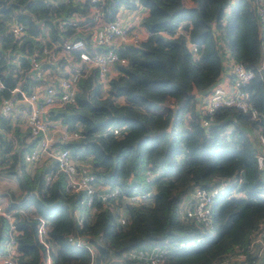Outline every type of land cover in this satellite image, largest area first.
<instances>
[{
	"label": "trees",
	"instance_id": "16d2710c",
	"mask_svg": "<svg viewBox=\"0 0 264 264\" xmlns=\"http://www.w3.org/2000/svg\"><path fill=\"white\" fill-rule=\"evenodd\" d=\"M5 1L13 5L0 10V102L15 96L14 88L28 91L38 82L28 59L35 50H60L62 41L72 36L88 40L87 33L75 28L60 30L59 19L89 14L97 6L110 21L120 8L144 7L140 22L148 31L140 44L117 48L127 60L116 64L117 75L105 84L94 72L81 77L75 102L49 111L50 118L80 132V137L60 143L78 161L76 166L88 160L97 191L116 193L104 201L96 191L93 211L86 192L67 189L53 160L30 172L24 155L37 140L30 131L11 165L0 168V180L14 179L18 185L0 193V203L13 210L20 231L17 263L44 264L45 248L36 232L43 218L49 264H151L129 253L144 254L154 246L170 248L159 264H218L228 258L234 264L237 252L244 264H254L251 246L264 228V169L255 163L256 141L250 135L264 136V68L244 85L255 118L234 106H220L204 116L207 124L202 125L194 94L216 82L223 59L256 68L264 57V0H105L96 5L87 0ZM12 22L21 24V35H12ZM187 43L195 45L193 53ZM0 124L3 154L9 116ZM47 173L55 176L45 183ZM222 182L211 204V229L178 218L179 204L193 186ZM17 188L29 193L17 194ZM134 194L147 197L135 203L129 200ZM70 236L83 243L75 245ZM7 239V220L0 216V252ZM190 240L189 246H177Z\"/></svg>",
	"mask_w": 264,
	"mask_h": 264
},
{
	"label": "built area",
	"instance_id": "2783aa9c",
	"mask_svg": "<svg viewBox=\"0 0 264 264\" xmlns=\"http://www.w3.org/2000/svg\"><path fill=\"white\" fill-rule=\"evenodd\" d=\"M78 1L82 2L84 0ZM87 1L95 5L105 2V0ZM125 9L120 8L110 21L104 19L101 10L97 6L91 7V15L88 17L89 19L86 23H84L85 19H79L77 16L66 20H57L60 30L75 28L76 31L87 33L89 36L88 40L86 41L83 37L72 36L62 41L60 50H55L56 47H44L41 52L35 50L28 59L30 71L38 79V82L28 91L19 87L14 88L13 92L15 96L4 98L0 102V121L2 117H8L11 114L15 104L19 101L29 108L28 129L31 136L37 137V140L31 151L24 155L26 164L31 165L38 161L42 154L52 157L57 171H61L66 177L67 189L72 192H86V204L93 211L96 210V207L93 205V194L97 191V187L92 184L93 174L84 163L78 168L76 166L78 161H75L70 151L60 146V143L80 137V132L79 130L69 129L58 119L50 118L49 111L59 108L64 104L75 102L78 80L81 77L94 72L97 74L99 81L105 84L106 82L103 83V81L108 80L109 67L113 64H125L127 62L126 58L118 55L117 48L121 45H138L147 38L148 31H146V37H143L135 25L131 26L125 23L122 16V12ZM259 10L261 11V8ZM131 11L132 16H136L141 20L143 15L140 16L141 12L138 8L131 9ZM23 31L21 24L17 22L10 24L12 35L19 36ZM187 46L192 53L195 51L193 43H187ZM67 51H75L78 55H67ZM63 56L66 59L59 60ZM222 64L223 66L216 82L203 94L199 92H195L194 94L197 99L195 108L200 115L199 120L202 125L207 124V119L204 116H209L220 106H234L242 112H249L252 118L257 116L255 108L248 101V92L244 90V85L254 77L255 71L264 68V57L259 61L255 69L246 68L231 58L223 59ZM51 65L54 68H60L55 69L54 76L44 79L45 69H49ZM222 75L229 82V86L218 82V78ZM41 83L44 84L41 85ZM50 130H56L59 134L60 138L58 141L49 133ZM112 132L118 133V127H113ZM254 137L257 148L254 154L255 163L257 167L264 169V136L261 133H256ZM54 176L49 173L45 174V183L52 181ZM222 187L223 182L211 187L193 186L188 196L179 204L177 210L178 218L182 221H190L200 229H211L212 200L215 193ZM114 193H116V189L111 192H103L101 189L97 191V194L104 201ZM145 197H147L146 194H134L129 196V200L140 203V200ZM0 216H3L8 224V239L5 243L4 251L0 252V264H18L15 257L18 253L16 249V235L20 231L15 224L13 210H8L0 204ZM77 221L80 223L82 220L80 217H77ZM120 221L124 223V218H121ZM36 230L37 236L45 248L44 264H49V245L46 242L47 229L43 218H39ZM68 239L75 245L83 243L80 238H72L70 236ZM191 243H193L192 240L181 241L177 246L186 247L191 245ZM86 246L92 255L94 252L93 247L90 244ZM261 246H264V241H261ZM169 251V247L154 246L149 252H145L144 254H137L133 250L129 254L131 257L145 258L151 264H159L168 256ZM237 256L243 257L241 253L237 254ZM218 264H230V258Z\"/></svg>",
	"mask_w": 264,
	"mask_h": 264
},
{
	"label": "crops",
	"instance_id": "0c3cea01",
	"mask_svg": "<svg viewBox=\"0 0 264 264\" xmlns=\"http://www.w3.org/2000/svg\"><path fill=\"white\" fill-rule=\"evenodd\" d=\"M138 10L141 12L140 16H142V15L144 16L147 12L146 8H138ZM132 11H131V9H125L122 12V16L124 18L125 23L127 25H131V26L135 25V27L139 30V32L143 35V37H146V35H147L146 31L147 30L141 25V23H140L141 20H139L136 16L135 17L132 16L133 15ZM73 15L77 16L79 19L84 20V19L88 18L91 15V13L88 14V13H84V12H76ZM64 59H66V57ZM56 68H60V67L54 68V66L51 65L49 69L46 68L45 69V76L43 78L44 79L45 78H51L52 76H54L55 75L54 72L56 71L55 70ZM52 73H54V74L52 75ZM117 73H118L117 67L115 64H113L109 67L107 78L109 79L110 77L117 75ZM218 82L222 83L226 86H229V82L226 81V78L224 75H222L218 78ZM42 84H44V83H41V85ZM33 87H34V85L31 87V89ZM28 111H29L28 106L24 105L22 102L19 101L15 104V107L12 109V112L9 115L10 129L8 131H5V132L3 131L5 133V137L7 140V146L5 147L4 151L2 152L3 154H0V161H3L2 162L3 165H8V166L11 165V163L13 161L14 153L20 148V146H22V145L24 146V143L27 144L29 141V136L26 134L29 131V129H28V127H29ZM49 133L52 135V137L55 140H57V141L59 140L60 136L56 132V130H50ZM26 150L28 151L29 149H26ZM42 156H44L43 159L48 157L47 154H44ZM1 170L2 169H0V172H2ZM3 180H0V185H2L1 182ZM1 192H2V190H0V193ZM256 236L253 239V244L251 246V250H253L255 252L254 264H264V248L261 246V241H262V239H264V237L260 236V238H256ZM234 264H244V263L242 261H239V262L235 261Z\"/></svg>",
	"mask_w": 264,
	"mask_h": 264
},
{
	"label": "rangeland",
	"instance_id": "374dc122",
	"mask_svg": "<svg viewBox=\"0 0 264 264\" xmlns=\"http://www.w3.org/2000/svg\"><path fill=\"white\" fill-rule=\"evenodd\" d=\"M184 3H187V1L186 0H184ZM106 79V78H105ZM107 81V80H106ZM106 81H103V83L104 82H106ZM106 86H104V88H105ZM107 88V87H106ZM106 88H105V91H106ZM185 120H187V118H185ZM254 136V134L251 136L250 135V139L252 138ZM42 155H44V154H42ZM43 157L44 156H42L38 161H36V162H34V163H32L31 165H28L27 167H28V169H29V171L30 172H34L35 170H37V169H44V168H46L47 166H49V164H51L52 163V157H50V156H48V157H46V158H44L43 159ZM2 160V159H1ZM2 162L3 161H0V168H5V167H7L8 165H3L2 164ZM89 161L88 160H86V162L84 163V165H87V167H89ZM1 184L2 185H0V190H6V189H9L10 190V188H13V187H18V185H17V182L14 180V179H9V178H7V179H4L2 182H1ZM17 194H23V195H25L26 194V192H23V190H21V189H19V188H17V192H16ZM28 193H29V191H28ZM27 193V194H28ZM257 236H256V238H260V236L261 237H264V228L263 227H260L259 228V230H258V233L256 234ZM262 241H264V239H262ZM263 248H264V246H263ZM18 252V251H17ZM16 252V253H17ZM237 254H240V253H238L237 252ZM16 255V254H15ZM243 257H241V256H237L236 257V259L234 260V261H236V262H239V261H242L243 259H242Z\"/></svg>",
	"mask_w": 264,
	"mask_h": 264
},
{
	"label": "water",
	"instance_id": "95a60500",
	"mask_svg": "<svg viewBox=\"0 0 264 264\" xmlns=\"http://www.w3.org/2000/svg\"><path fill=\"white\" fill-rule=\"evenodd\" d=\"M13 3H6L5 0H0V10L4 11L5 9L11 8ZM28 193V189L26 190V194Z\"/></svg>",
	"mask_w": 264,
	"mask_h": 264
}]
</instances>
